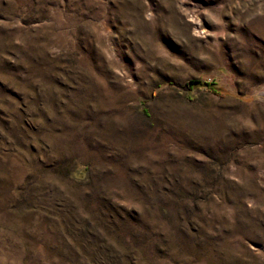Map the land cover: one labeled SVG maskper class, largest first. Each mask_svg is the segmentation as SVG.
Listing matches in <instances>:
<instances>
[{
  "label": "rangeland",
  "instance_id": "rangeland-1",
  "mask_svg": "<svg viewBox=\"0 0 264 264\" xmlns=\"http://www.w3.org/2000/svg\"><path fill=\"white\" fill-rule=\"evenodd\" d=\"M0 264H264V0H0Z\"/></svg>",
  "mask_w": 264,
  "mask_h": 264
},
{
  "label": "trees",
  "instance_id": "trees-1",
  "mask_svg": "<svg viewBox=\"0 0 264 264\" xmlns=\"http://www.w3.org/2000/svg\"><path fill=\"white\" fill-rule=\"evenodd\" d=\"M189 87H190V89L199 88V87H208L214 93L221 92L220 88L217 87V85L215 83H201L199 81H191V82H189Z\"/></svg>",
  "mask_w": 264,
  "mask_h": 264
},
{
  "label": "bare ground",
  "instance_id": "bare-ground-1",
  "mask_svg": "<svg viewBox=\"0 0 264 264\" xmlns=\"http://www.w3.org/2000/svg\"><path fill=\"white\" fill-rule=\"evenodd\" d=\"M190 18H191L192 20H194V21L197 20V17H195L194 14H192V15L190 16Z\"/></svg>",
  "mask_w": 264,
  "mask_h": 264
}]
</instances>
